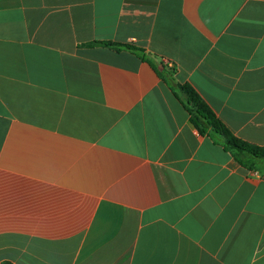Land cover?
I'll use <instances>...</instances> for the list:
<instances>
[{
    "label": "crops",
    "instance_id": "1",
    "mask_svg": "<svg viewBox=\"0 0 264 264\" xmlns=\"http://www.w3.org/2000/svg\"><path fill=\"white\" fill-rule=\"evenodd\" d=\"M96 41L264 146V0H0V264H264V170Z\"/></svg>",
    "mask_w": 264,
    "mask_h": 264
},
{
    "label": "trees",
    "instance_id": "2",
    "mask_svg": "<svg viewBox=\"0 0 264 264\" xmlns=\"http://www.w3.org/2000/svg\"><path fill=\"white\" fill-rule=\"evenodd\" d=\"M95 44H101L116 51H132L140 56L141 59L150 63L160 78L170 85L175 95L182 102L190 115L192 124L197 128L201 136L207 135L215 144L221 145L224 150L231 153L240 166L248 170H264V146L256 145L237 137L190 84L176 82L171 74L166 71V66L163 63L153 61L146 54L145 49L133 44L113 41H96L87 43L85 46L91 47ZM3 264L11 263L5 262Z\"/></svg>",
    "mask_w": 264,
    "mask_h": 264
}]
</instances>
